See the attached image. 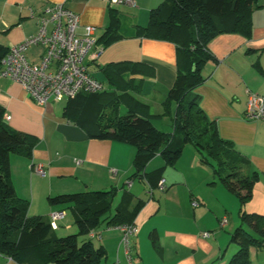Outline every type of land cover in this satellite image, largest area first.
Returning a JSON list of instances; mask_svg holds the SVG:
<instances>
[{
	"label": "crops",
	"instance_id": "obj_1",
	"mask_svg": "<svg viewBox=\"0 0 264 264\" xmlns=\"http://www.w3.org/2000/svg\"><path fill=\"white\" fill-rule=\"evenodd\" d=\"M160 2L0 0V44L9 47L34 34L38 26L36 15L52 4L63 3L77 13L81 25L95 27L97 38L108 26L109 8L115 9L121 37L106 46L97 42L102 50L96 59L87 60V70L104 83L100 67L106 63L142 62L146 65L144 72L135 76L141 78V85L133 94L148 105L152 124L158 130L170 132L174 104L164 106L162 102L175 77L176 48L169 41L135 36L133 28L144 25L148 10ZM257 3L261 6L251 13L249 37L221 33L208 42L214 60L204 64V80L192 93L197 94L199 106L214 123L218 135L232 141L236 150L248 159L246 171L264 173V118H244L248 93L264 96V74L253 66L257 61L264 73V0ZM29 9L33 17L29 16ZM125 14L127 21L121 24V16ZM42 49L39 45L29 47L27 58L37 60ZM64 102L49 101L40 105L17 82L0 77V105L10 116L4 121L10 128L37 138L30 158L17 154L9 157L12 184L16 194L28 201V214L48 217L51 211L61 209V205L48 203L50 195L116 187L119 199L122 186L133 197L131 205L138 198L144 200L133 220L137 231L130 238L131 264H227L235 250V245L229 247V234L237 221L233 216L236 197L199 161L192 146L185 145L174 165L162 170L163 188L156 186L147 194L148 184L143 179L129 178L134 147L111 139L88 137L83 129L62 116ZM34 163L43 165V176L33 171ZM162 165L163 160L157 154L146 164L145 171ZM192 201L197 205L193 206ZM244 208L264 214L263 176L254 184L252 197ZM64 211V217L57 222V235H65L75 228L71 214ZM223 217L227 221L221 226ZM224 228L227 231L222 232ZM152 230L157 237L155 245L149 238ZM204 231L210 233L208 237L202 236ZM84 238L104 247L108 264L116 260L118 264H127L116 226L101 224L92 237ZM259 250L250 247L251 261ZM4 262V256L0 255V264Z\"/></svg>",
	"mask_w": 264,
	"mask_h": 264
},
{
	"label": "trees",
	"instance_id": "obj_2",
	"mask_svg": "<svg viewBox=\"0 0 264 264\" xmlns=\"http://www.w3.org/2000/svg\"><path fill=\"white\" fill-rule=\"evenodd\" d=\"M260 6L257 0H161L148 10L144 25L133 26L135 36L169 41L176 48L175 77L162 102L164 106L174 104L170 132L158 130L152 124L148 105L133 94L141 85V78L135 76L142 75L146 66L139 61H111L101 66L105 89L97 93L79 92L64 100L61 111L88 137L132 145L129 178L143 179L148 184L147 194L158 186L162 170L174 165L183 147L192 146L199 161L238 202V223L229 234L235 250L227 264H249L250 247L264 250V214L244 208L252 197L254 184L264 173L246 171L248 159L232 141L218 135L192 90L204 80V64L214 60L208 42L221 33L249 37L251 13ZM108 15V26L97 38L102 46L121 37L117 11L109 8ZM7 50V46L0 44V67ZM253 66L264 74L257 61ZM4 113L0 105V255L10 257L16 264H108L104 247L95 246L84 237L90 231L95 234L101 224H133L144 200L138 198L131 205L133 197L122 186L115 205L116 187L50 195L48 203L68 210L76 228L75 233L57 235L48 217L28 214V201L14 190L9 157L17 154L30 158L37 138L10 128L3 119ZM157 154L163 165L146 172V164ZM149 238L155 245L154 230Z\"/></svg>",
	"mask_w": 264,
	"mask_h": 264
},
{
	"label": "built area",
	"instance_id": "obj_3",
	"mask_svg": "<svg viewBox=\"0 0 264 264\" xmlns=\"http://www.w3.org/2000/svg\"><path fill=\"white\" fill-rule=\"evenodd\" d=\"M110 3H129L132 0H109ZM29 16L34 13L29 9ZM37 30L34 34L23 38L18 43L8 47L1 59L0 77L9 78L17 82L35 102L44 105L49 101H60L75 96L79 92L97 93L105 89L104 83L94 78L87 70V60L96 59L101 52L97 43L95 27L81 25L79 16L63 3L46 6L36 15ZM39 45L42 52L35 61L29 60L26 50ZM10 116L3 115L4 120ZM244 118L259 120L264 118V96L248 93L244 109ZM32 169L38 175L45 174L41 163L32 164ZM129 185V183H127ZM160 180L158 187L162 189ZM193 206L197 205L192 201ZM65 211L57 209L48 214L52 229L57 228L58 220L62 219ZM226 219L220 220L223 226ZM120 231V245L127 264L130 259V238L136 233L137 227L133 224L116 226ZM209 232L204 231L202 236L208 237ZM93 231L88 233L89 237ZM4 264L12 263L10 257L4 256ZM114 264H118V260Z\"/></svg>",
	"mask_w": 264,
	"mask_h": 264
},
{
	"label": "rangeland",
	"instance_id": "obj_4",
	"mask_svg": "<svg viewBox=\"0 0 264 264\" xmlns=\"http://www.w3.org/2000/svg\"><path fill=\"white\" fill-rule=\"evenodd\" d=\"M133 1V0H132ZM135 1V0H134ZM126 10V9H125ZM127 14H125V16H121V24H123L124 22H126L127 21ZM121 112H124V110H122ZM216 178V180H218L217 179V177H215ZM219 181V180H218ZM117 199H118V197L116 196L115 198H114V200H113V205H115V203L117 202ZM235 200H236V207H235V209H234V211H233V216H234V219L235 220H237L236 221V225H237V223H238V216H237V210H238V202H237V199L235 198ZM66 213V212H65ZM67 215H70V213L67 211ZM227 221V220H226ZM229 221H230V219H229ZM229 225H230V223H229ZM229 225L226 227V228H228L229 227ZM226 228H224L223 230H222V232H225V231H227V229ZM73 230L74 231H70L69 233H65V234H72V233H75L76 232V228H73ZM227 236H228V233H227ZM232 245H234V244H229V247L230 248H232ZM250 249V248H249ZM249 260H250V262H249V264H264V250L263 249H260L259 250V253L257 254V256L255 257H252V261H251V258H250V252H249Z\"/></svg>",
	"mask_w": 264,
	"mask_h": 264
}]
</instances>
